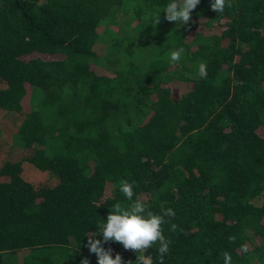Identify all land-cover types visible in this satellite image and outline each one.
<instances>
[{
	"label": "trees",
	"instance_id": "1",
	"mask_svg": "<svg viewBox=\"0 0 264 264\" xmlns=\"http://www.w3.org/2000/svg\"><path fill=\"white\" fill-rule=\"evenodd\" d=\"M126 1L0 0V116L18 120L9 135L0 118V264H96L83 235L127 205L121 181L173 210L164 264H264V0H227L223 16L200 0L181 29L154 23L168 0H132L119 21ZM128 19L161 38L142 68L100 47L124 41ZM23 161L51 179H24Z\"/></svg>",
	"mask_w": 264,
	"mask_h": 264
},
{
	"label": "clouds",
	"instance_id": "2",
	"mask_svg": "<svg viewBox=\"0 0 264 264\" xmlns=\"http://www.w3.org/2000/svg\"><path fill=\"white\" fill-rule=\"evenodd\" d=\"M199 3L200 0H168L154 14V23L160 22V13L163 12L164 20L172 22L179 29L186 27L190 22L192 10ZM226 5L227 0H210L209 8L215 16L217 14L223 16ZM184 52L183 46L171 50L169 63L180 62ZM206 76V64L201 61L196 66L193 79L197 77L203 79ZM133 188L134 182L121 181L116 190L122 194L125 201H128L127 205L124 207L120 203L111 205V211H108L106 218H99V222L94 223L95 231L83 235L87 237L84 246L90 254L95 255L96 264H122L118 253L111 255V249L103 246L107 242L119 243L123 249L134 252L135 260L125 264H154L152 252L145 255V250L152 249L155 245V264H164V257L169 252V240L163 234L162 225L168 222L167 217L174 216V212L167 208L161 214L153 213L145 202L133 198ZM175 228V224H170L171 230ZM80 264H88L87 258H82ZM223 264H231L228 253L223 254Z\"/></svg>",
	"mask_w": 264,
	"mask_h": 264
},
{
	"label": "rangeland",
	"instance_id": "3",
	"mask_svg": "<svg viewBox=\"0 0 264 264\" xmlns=\"http://www.w3.org/2000/svg\"><path fill=\"white\" fill-rule=\"evenodd\" d=\"M125 8L127 10L125 12H117L116 17H119L118 20L122 21L124 14L127 12L128 14H131L134 12L135 9V2L132 0H127L125 3ZM126 18V17H125ZM136 23L133 22V20L128 19V24L125 26L126 27V32H123L122 36H124V41L120 42V38L114 37V36H108L106 37V40L102 41L100 47L102 49H108V54L106 55L109 57L110 60H114L116 64H123L126 66V68H130L131 64H135L139 68H142L144 65L145 61V53L151 52L153 53L154 48L157 44H159L160 39L156 36H153L151 33L148 31L144 32H135L136 29H138L135 25ZM117 25L111 24L110 29L113 28V31L117 30ZM103 32L101 33V35ZM114 42V44H113ZM112 49H114V52L112 53ZM117 54V56H114ZM199 63H196L194 66H196ZM138 68V69H139ZM134 70V69H133ZM137 71V70H136ZM133 113L131 112L130 115ZM5 123V126L8 128V131H6L9 134V130H14L15 129V123L18 122V120H12L9 117H2L0 116ZM132 123H135V119H133ZM7 133H1L0 135L3 136L0 139V163L5 157H7V152H8V144L9 143V138ZM10 135V134H9ZM3 141V143H2ZM22 176L24 179L31 181L33 183H39L43 181H49L51 179L50 174H48L45 171H41L35 167H33L30 163L27 161L22 162Z\"/></svg>",
	"mask_w": 264,
	"mask_h": 264
}]
</instances>
